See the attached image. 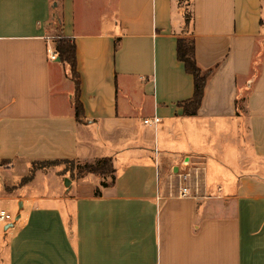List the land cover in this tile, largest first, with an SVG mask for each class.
<instances>
[{
  "label": "crops",
  "instance_id": "obj_1",
  "mask_svg": "<svg viewBox=\"0 0 264 264\" xmlns=\"http://www.w3.org/2000/svg\"><path fill=\"white\" fill-rule=\"evenodd\" d=\"M187 1L188 26L179 0H0V209L16 212L0 264H264V0ZM61 33L81 120L70 66L47 52ZM183 36L210 72L194 115ZM189 155L199 197L167 182ZM104 157L108 185L58 165L23 182L39 160Z\"/></svg>",
  "mask_w": 264,
  "mask_h": 264
},
{
  "label": "trees",
  "instance_id": "obj_2",
  "mask_svg": "<svg viewBox=\"0 0 264 264\" xmlns=\"http://www.w3.org/2000/svg\"><path fill=\"white\" fill-rule=\"evenodd\" d=\"M182 4V0H179ZM192 15V14H191ZM56 17V16H55ZM58 20L59 18L56 17ZM185 20L187 26L190 24L192 17L185 9ZM195 41L192 37L183 36L179 37L177 45V55L180 60L185 64V69L188 73L192 74L194 77V94L191 99L181 102L180 105L184 106V111L186 114L194 115L198 112V109L201 105V101L204 94L205 84L210 72H203L200 66L198 65L196 54H195ZM56 51L58 57L66 62L70 66V73L75 81V94H74V107H75V116L77 120H81L84 108L80 100V75L77 71V53H76V43L71 38L61 33L56 38ZM33 169L30 171V174L27 176L30 179L34 173ZM94 173L105 177L107 174L112 175V180L110 183L115 181V169L113 167L112 157H104L97 161V163H86L81 173ZM27 181V180H26ZM110 183H103V185H108ZM101 191L96 190V195H100Z\"/></svg>",
  "mask_w": 264,
  "mask_h": 264
},
{
  "label": "built area",
  "instance_id": "obj_3",
  "mask_svg": "<svg viewBox=\"0 0 264 264\" xmlns=\"http://www.w3.org/2000/svg\"><path fill=\"white\" fill-rule=\"evenodd\" d=\"M58 37V36H57ZM49 59L56 60V48L47 47ZM160 118L145 119L147 124H157ZM205 167L197 164L191 155L185 156L180 162L172 165L167 172V182L171 192H176L180 197H199L204 186ZM15 215L5 209H0V224L14 222Z\"/></svg>",
  "mask_w": 264,
  "mask_h": 264
},
{
  "label": "rangeland",
  "instance_id": "obj_4",
  "mask_svg": "<svg viewBox=\"0 0 264 264\" xmlns=\"http://www.w3.org/2000/svg\"><path fill=\"white\" fill-rule=\"evenodd\" d=\"M182 5L184 7V10L186 9V11L189 12L190 17H192L191 15V9H190V4L187 0H182ZM190 37V36H189ZM98 159L94 160L93 163H97ZM88 162H80V161H76V160H42V161H37L34 164V168H42V169H49L51 167H56L57 165L60 166V168H63V170L68 172V175L71 178H76V177H81L82 175L86 174V172L81 173V170L83 169V167L85 166V164ZM91 163V162H90ZM23 170L22 167H17L15 169L16 172H21ZM30 174V170L27 173V176ZM25 176L23 179V182H26V180H28V177ZM33 176V175H32ZM104 178H106V181H103L102 183H110L112 180V175L111 174H107ZM36 182H39L41 184V177L37 176V180ZM37 184V183H36ZM88 184L83 183L82 188L87 187ZM5 210L9 211L10 213H12L13 215L16 216V212L10 208L9 206H6Z\"/></svg>",
  "mask_w": 264,
  "mask_h": 264
},
{
  "label": "water",
  "instance_id": "obj_5",
  "mask_svg": "<svg viewBox=\"0 0 264 264\" xmlns=\"http://www.w3.org/2000/svg\"><path fill=\"white\" fill-rule=\"evenodd\" d=\"M60 59V58H59ZM67 183L69 182V180L66 181Z\"/></svg>",
  "mask_w": 264,
  "mask_h": 264
}]
</instances>
